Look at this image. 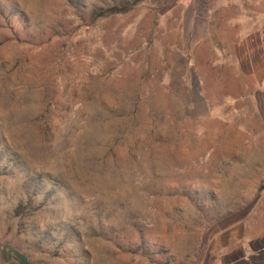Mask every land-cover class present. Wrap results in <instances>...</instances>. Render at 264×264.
I'll list each match as a JSON object with an SVG mask.
<instances>
[{"label":"rangeland","instance_id":"374dc122","mask_svg":"<svg viewBox=\"0 0 264 264\" xmlns=\"http://www.w3.org/2000/svg\"><path fill=\"white\" fill-rule=\"evenodd\" d=\"M191 1L0 0V264H258L230 238L256 192L231 80L189 70L213 56Z\"/></svg>","mask_w":264,"mask_h":264},{"label":"crops","instance_id":"0c3cea01","mask_svg":"<svg viewBox=\"0 0 264 264\" xmlns=\"http://www.w3.org/2000/svg\"><path fill=\"white\" fill-rule=\"evenodd\" d=\"M220 1L212 10L203 0L190 2L185 30L196 42L191 54L196 53L198 43L211 40L213 56L204 62L192 58L189 70L211 71L213 75L206 77L231 80L222 94L229 103H237L236 126L243 135L235 137L234 157L238 175L244 179L240 181L250 185L256 196L241 201L243 212L237 216L236 229L229 227L230 238L239 240L238 262L248 263L253 255L258 264H264V0ZM197 3H206L208 8L203 12ZM201 63L206 65L204 69Z\"/></svg>","mask_w":264,"mask_h":264},{"label":"trees","instance_id":"16d2710c","mask_svg":"<svg viewBox=\"0 0 264 264\" xmlns=\"http://www.w3.org/2000/svg\"><path fill=\"white\" fill-rule=\"evenodd\" d=\"M122 10L118 7H112L107 10L106 13L112 14V13H120Z\"/></svg>","mask_w":264,"mask_h":264}]
</instances>
